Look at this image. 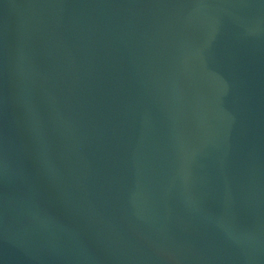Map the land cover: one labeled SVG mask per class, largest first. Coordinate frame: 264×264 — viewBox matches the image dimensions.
I'll return each mask as SVG.
<instances>
[{
	"label": "water",
	"instance_id": "95a60500",
	"mask_svg": "<svg viewBox=\"0 0 264 264\" xmlns=\"http://www.w3.org/2000/svg\"><path fill=\"white\" fill-rule=\"evenodd\" d=\"M0 264H264V0H0Z\"/></svg>",
	"mask_w": 264,
	"mask_h": 264
}]
</instances>
